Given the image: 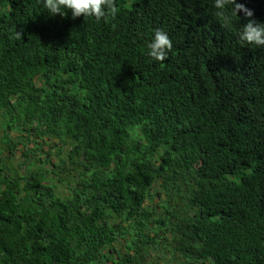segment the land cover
<instances>
[{
  "label": "trees",
  "instance_id": "1",
  "mask_svg": "<svg viewBox=\"0 0 264 264\" xmlns=\"http://www.w3.org/2000/svg\"><path fill=\"white\" fill-rule=\"evenodd\" d=\"M116 7L0 0V264H264V49L212 0Z\"/></svg>",
  "mask_w": 264,
  "mask_h": 264
},
{
  "label": "clouds",
  "instance_id": "2",
  "mask_svg": "<svg viewBox=\"0 0 264 264\" xmlns=\"http://www.w3.org/2000/svg\"><path fill=\"white\" fill-rule=\"evenodd\" d=\"M50 17L57 15L66 16L69 12L73 19L83 16L105 19L109 14L115 16L117 12L116 0H41ZM215 15L222 27H228L238 18L247 20V23L240 27L239 41L241 44L264 49V22H257L252 19L254 13L244 4L237 0H212ZM173 43L168 33L157 29L151 41L147 44V55L156 62H163L167 59L168 53L172 50Z\"/></svg>",
  "mask_w": 264,
  "mask_h": 264
},
{
  "label": "rangeland",
  "instance_id": "3",
  "mask_svg": "<svg viewBox=\"0 0 264 264\" xmlns=\"http://www.w3.org/2000/svg\"><path fill=\"white\" fill-rule=\"evenodd\" d=\"M1 146V145H0ZM40 148H41V150H43L44 152H49V149L47 148V147H44L43 146V144L41 145L40 144ZM40 154V153H39ZM4 156L5 157H9L10 156V154L8 153V152H6L5 154H4ZM12 159H13V162H12V164H13V167H18L19 166V164L20 163H22V161H23V159H21V155L20 154H18V156H16L15 158L14 157H11ZM156 205H158V202H156Z\"/></svg>",
  "mask_w": 264,
  "mask_h": 264
}]
</instances>
